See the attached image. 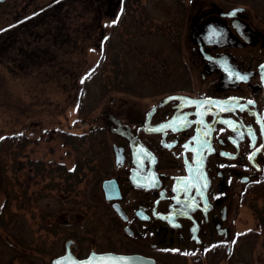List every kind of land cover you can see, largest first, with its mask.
Listing matches in <instances>:
<instances>
[{
    "label": "flooded vegetation",
    "instance_id": "obj_1",
    "mask_svg": "<svg viewBox=\"0 0 264 264\" xmlns=\"http://www.w3.org/2000/svg\"><path fill=\"white\" fill-rule=\"evenodd\" d=\"M245 12L236 4L198 8L189 16L186 65L173 79L165 72L153 78L155 88L169 84L170 90L135 124L116 116L127 134L106 129L121 144H112L110 157L93 160L96 169L84 167L97 173L91 196L106 210L104 222L54 220L47 211L39 216L40 229L63 240L60 252L58 241L43 246L41 257L51 256L47 264L67 251L77 261L114 253L141 257L130 264H258L253 248L264 245V34L254 23L262 16L250 19ZM170 96L178 98L162 103ZM107 180L117 199L105 198ZM244 210L248 228H242ZM88 233L103 242L81 256L78 240ZM20 244L0 238L8 264H33L34 251Z\"/></svg>",
    "mask_w": 264,
    "mask_h": 264
},
{
    "label": "rangeland",
    "instance_id": "obj_2",
    "mask_svg": "<svg viewBox=\"0 0 264 264\" xmlns=\"http://www.w3.org/2000/svg\"><path fill=\"white\" fill-rule=\"evenodd\" d=\"M236 4L245 8L250 19L262 16L261 21L254 23L264 34V0H140L138 6H133L136 9L134 15L141 20L140 15L144 16L142 10H145L149 19L144 22L149 27L146 36L139 37L138 44L156 56V64H164L165 75L173 79L187 63L184 45L188 40L189 16L198 8H228ZM80 17L65 20L69 44L59 46L48 57L35 59L32 63L22 62V68L12 75L0 65V143L4 139L0 153L16 196L9 202L10 215L4 218L5 223L10 219L8 229L0 225V238H18V244L24 243L18 248L26 249V253L34 251L33 264L49 263L51 256L47 259L41 257L43 246L46 248L50 242L58 241L60 252L63 243L59 237L48 236L40 229L41 213L50 212L54 220L60 215V221H89L92 226L102 224L108 215L98 199L91 196L93 169L86 168L81 185L71 186L68 192L62 190L64 183L58 175L51 182L50 170L59 165L70 169L75 162L74 152L64 144L63 134L82 135L97 130L100 136L96 146L103 148L106 145L107 155L104 157H110L112 144L120 145L121 141L107 132L110 122L105 115L119 116L135 124L158 95L171 88L169 84L155 88L153 78L157 76H143L137 70L131 72L132 63L127 57L119 65L122 69L124 63L128 65L127 83L131 84L130 87L117 89L112 86L110 82L116 73L109 66L111 54L107 51L108 46L101 43L100 31H95L92 38L84 35L83 29L90 19ZM109 17L106 21L109 29L103 32L111 35L113 40L122 29L116 16ZM7 136L11 140L6 139V142ZM102 136L106 137L105 141ZM36 162L45 169L49 168L48 173L40 174L35 169ZM91 164L92 168L98 167L93 162ZM51 183H58V188L51 189ZM22 192L31 200L28 208L20 207L21 199L17 196L21 197ZM3 200L0 192V208ZM245 214L242 228L252 226L244 210ZM89 234H82L78 240L76 252L80 251L81 256L94 250L98 242H103L100 236L93 234V239ZM4 246L0 245V260L8 264L10 259L4 255ZM253 249L259 254L258 264H264V245L258 243ZM10 263L23 264V261L17 259Z\"/></svg>",
    "mask_w": 264,
    "mask_h": 264
},
{
    "label": "trees",
    "instance_id": "obj_3",
    "mask_svg": "<svg viewBox=\"0 0 264 264\" xmlns=\"http://www.w3.org/2000/svg\"><path fill=\"white\" fill-rule=\"evenodd\" d=\"M139 3L140 0H116L115 2L113 0H4L0 2V65L12 75L17 69L22 68H20L22 62L32 63L35 59H43L59 46L68 45L65 20L72 17L81 18L80 15H82L90 19L89 24L83 29L84 35L92 38L95 31H100L101 43L108 46L107 51L109 50L112 55L109 58V66L116 73L113 82H110L112 86L117 89H126L131 85L127 83V77L130 74L128 65L124 63L123 69L119 65L125 62L126 57L132 63L131 72L137 70L143 76L160 75L165 72L164 64H156L157 57L152 56L141 43L138 44V40L146 36L145 32L149 27L144 22L149 19L145 10H142L144 16L140 15L141 20L134 15L136 9L133 6H138ZM78 11H80L79 14ZM109 15L116 16L117 23H120L119 26L122 29L120 34L113 37V40L111 35L103 32L109 29L106 27ZM99 136L97 130H89L82 135L63 134L64 144L74 152V167L61 169L59 165L54 170H50L51 182L58 175L64 183L66 192L71 186L74 187L80 182L86 175L84 167L100 157V154L103 157L107 155L106 145L103 148L96 146ZM6 139L11 140L8 136L5 138L7 142ZM102 139L105 141L106 137ZM3 140L0 147L3 145ZM100 149L102 153L99 152ZM1 155L0 153V192L4 200L0 208V225L6 230L10 219L5 223L4 218L10 215L9 202L16 199V196ZM35 169L40 174L46 173L41 163L36 162ZM96 175L97 173L94 176ZM58 185V183H51L49 187L55 189ZM17 198L21 199L20 207H29L31 200L24 192Z\"/></svg>",
    "mask_w": 264,
    "mask_h": 264
},
{
    "label": "water",
    "instance_id": "obj_4",
    "mask_svg": "<svg viewBox=\"0 0 264 264\" xmlns=\"http://www.w3.org/2000/svg\"><path fill=\"white\" fill-rule=\"evenodd\" d=\"M3 0H0V2H2ZM241 10L240 8L234 9L233 12ZM231 12V13H233ZM231 15V14H229ZM178 98V96H170L167 97L163 100L162 103H165L167 101H170L172 99ZM106 119L110 122V132L111 134L114 135H119V136H125V134H127L128 132V126H126L119 118H117L116 116L112 115V114H106ZM122 151L121 148H115V157L117 159H120L122 157ZM113 184L112 180H107L105 182H103V189L105 192V198L108 200H112V199H117L119 196L118 194H116V190L114 189V193H112V191L110 190L111 186ZM114 207L118 208V205L115 204ZM89 257H92V264H130V263H139L141 257L139 256H127V255H120V254H114V253H105V254H95L92 253L90 254ZM88 257V258H89ZM87 258V259H88ZM87 259L81 260V261H85ZM63 260H65L66 262H71V264H74V261H77L76 259H74L70 254L69 251H67V254L65 257L61 258V259H55L53 264H57L58 261L62 262Z\"/></svg>",
    "mask_w": 264,
    "mask_h": 264
},
{
    "label": "snow or ice",
    "instance_id": "obj_5",
    "mask_svg": "<svg viewBox=\"0 0 264 264\" xmlns=\"http://www.w3.org/2000/svg\"><path fill=\"white\" fill-rule=\"evenodd\" d=\"M241 78H243V77H241ZM191 103L200 104L201 102L200 101H191ZM253 156H254V153L249 154V158H252ZM92 260H93V258L89 257L85 261H74V264H92ZM57 264H61V262L58 261Z\"/></svg>",
    "mask_w": 264,
    "mask_h": 264
}]
</instances>
